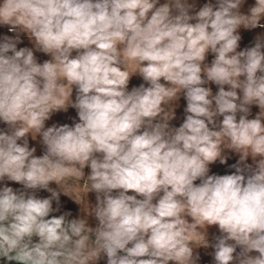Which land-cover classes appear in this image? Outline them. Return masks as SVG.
Instances as JSON below:
<instances>
[{"label": "clouds", "instance_id": "1", "mask_svg": "<svg viewBox=\"0 0 264 264\" xmlns=\"http://www.w3.org/2000/svg\"><path fill=\"white\" fill-rule=\"evenodd\" d=\"M243 3L208 0L191 11L189 0H0V25L51 56L38 62L33 48L17 47L19 34L0 39V181L23 185L0 187V258L197 264L194 247L218 225L215 264H264V35L238 50L242 26L264 27V0L247 14ZM135 73L147 86L129 90ZM181 93L185 119L173 127ZM253 104L260 111L248 118ZM70 105L78 122L45 127ZM29 133L42 138V155ZM225 149L240 154L236 170L209 174ZM249 156L255 167L243 163ZM61 191L84 217L50 215Z\"/></svg>", "mask_w": 264, "mask_h": 264}, {"label": "crops", "instance_id": "2", "mask_svg": "<svg viewBox=\"0 0 264 264\" xmlns=\"http://www.w3.org/2000/svg\"><path fill=\"white\" fill-rule=\"evenodd\" d=\"M166 0H159V3H165ZM190 3H194L195 8L191 11L199 10L200 7H202L205 3L208 2V0H189ZM212 3L215 4L216 0H212ZM255 5V0H244V3L240 7V11L244 14H247L252 6ZM159 6V4L157 5ZM264 23V21H262ZM10 26L9 25H0V39H3L5 36H11L15 37L17 34L20 36V40L17 43V47H30L33 48L34 55L37 58V61L40 63H43L45 60L51 59V56L49 54H46L42 51H39L35 49L33 42L28 37L26 33L20 32H11L9 31ZM241 35V40L239 41V48L238 50H242L247 47L254 46L256 39L260 35H264V27H256V28H244L243 26L238 30ZM73 55H75V52H73ZM214 58V54L209 52L206 56L205 63L210 64L211 61ZM134 65H131L129 70H132ZM164 82V81H162ZM145 84L147 86V82L143 81L142 76L139 73H135L130 77V81L128 84V89L131 90L134 86H139L140 84ZM208 87L212 88L213 95L218 91L219 86L216 85L213 82H209L207 85ZM227 85L225 88L227 89ZM76 96V90L75 86L73 87V93H72V99L75 100ZM186 99L184 98L183 93L180 94V97L177 101L174 102L175 107V117L169 122L171 126L178 127L183 120L185 119V107H186ZM250 112L248 114V118H255L256 114L260 111L258 105H250ZM240 113H238V116ZM217 120L222 119V117H217ZM79 117L77 114V110L72 107L71 105L67 108V110H59L52 113L51 117L46 120L45 127L51 126L53 124H69L73 125L75 122H78ZM0 129L7 131L8 125L6 122L0 121ZM28 141L30 147H35L36 152L34 155H42L44 151L46 150V146L42 143V138L39 136V134L36 135L35 138H33L32 134H28ZM20 143H23V139L21 141H18ZM225 155L227 156L225 163H220L219 160L216 162H213L209 165V174H230L234 172L236 169L233 167H230L231 165L239 163V153H236L235 151L231 149H225ZM256 159H259L257 157ZM243 163L250 164L253 167H255V161L251 156L247 157L246 161ZM85 174L87 175L90 172V167L86 166L84 169ZM200 180L198 179L194 183H199ZM77 184H83L82 181H77ZM8 185L13 187L14 190H23V185H21L19 182L10 181L7 178H5L4 181H0V187ZM51 188L58 189V185L55 182H50L49 185ZM33 191V190H28ZM115 192V190H114ZM35 194L38 197L44 198L51 195L49 191L46 189H38L35 190ZM129 194H134L131 190H129ZM138 198H140L138 196ZM87 202L90 205H95L96 203V193L94 191H91L87 194L86 197ZM53 208L58 209L57 211H54L50 215H61V214H67V218H82L86 215V213L83 211V206L81 204H78L74 199H72L69 195L64 194L62 191L60 192L59 202L56 200H53ZM189 220H191V217H188ZM87 222L89 226L95 227L98 223L97 219L89 215L87 217ZM206 231V238L208 240V245L204 246H197L194 247V255L196 253L199 254V258L197 260V264H215L214 259V247L213 245L217 242V237L223 235L218 227V225H208L205 229ZM34 240H37V237H33ZM234 243V242H233ZM241 251V246L237 245L236 247V253H234V256ZM250 255H258L259 253L256 250H253L249 253ZM107 257L102 254L101 258L96 262V264H106ZM169 264H175L174 261H170Z\"/></svg>", "mask_w": 264, "mask_h": 264}, {"label": "rangeland", "instance_id": "3", "mask_svg": "<svg viewBox=\"0 0 264 264\" xmlns=\"http://www.w3.org/2000/svg\"><path fill=\"white\" fill-rule=\"evenodd\" d=\"M0 264H16L13 261H8L6 258H0Z\"/></svg>", "mask_w": 264, "mask_h": 264}, {"label": "trees", "instance_id": "4", "mask_svg": "<svg viewBox=\"0 0 264 264\" xmlns=\"http://www.w3.org/2000/svg\"><path fill=\"white\" fill-rule=\"evenodd\" d=\"M13 262H15L16 264H19V262H17V261H14V260H13Z\"/></svg>", "mask_w": 264, "mask_h": 264}]
</instances>
